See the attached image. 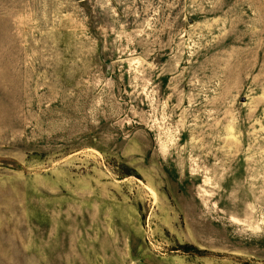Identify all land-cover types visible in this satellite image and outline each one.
Returning <instances> with one entry per match:
<instances>
[{"label": "rangeland", "instance_id": "1", "mask_svg": "<svg viewBox=\"0 0 264 264\" xmlns=\"http://www.w3.org/2000/svg\"><path fill=\"white\" fill-rule=\"evenodd\" d=\"M0 264H264V0H0Z\"/></svg>", "mask_w": 264, "mask_h": 264}]
</instances>
